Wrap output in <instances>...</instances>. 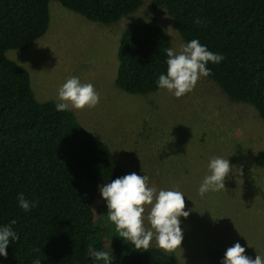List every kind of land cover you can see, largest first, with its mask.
I'll return each instance as SVG.
<instances>
[{
	"label": "trees",
	"instance_id": "1",
	"mask_svg": "<svg viewBox=\"0 0 264 264\" xmlns=\"http://www.w3.org/2000/svg\"><path fill=\"white\" fill-rule=\"evenodd\" d=\"M51 0H0V226L12 224L19 236L10 241L0 264H103L87 254L91 244L109 252L111 264H178L160 248L136 250L118 237L107 219L106 237L91 211L99 186L130 174L119 166L107 144L84 129L74 112L57 111V100L39 101L28 71L7 57L42 37L50 21ZM86 19L110 24L135 12L143 0H57ZM165 10L184 43L198 39L221 54L209 62L208 77L232 100L252 105L264 123V0H151ZM201 23L197 24L196 21ZM166 31L138 23L121 34L116 86L131 94L160 90L166 74ZM264 166V150L255 156ZM35 207L25 212L17 196ZM102 196V195H101ZM39 249V251H36ZM224 250L208 246L207 261L222 264Z\"/></svg>",
	"mask_w": 264,
	"mask_h": 264
},
{
	"label": "rangeland",
	"instance_id": "2",
	"mask_svg": "<svg viewBox=\"0 0 264 264\" xmlns=\"http://www.w3.org/2000/svg\"><path fill=\"white\" fill-rule=\"evenodd\" d=\"M49 13L42 37L6 55L28 71L39 101L57 100L59 87L73 76L94 85L99 103L71 109L80 125L107 144L119 166L147 175L149 186L184 194L190 214L179 218L182 244L168 254L178 264L203 263L208 246L239 242L247 256L264 257V166L255 163L264 150V123L256 109L230 99L208 76L181 98L162 89L142 95L116 86L118 44L127 27L153 23L166 31L172 48L185 44L172 18L151 0L110 24L90 21L57 0L49 2ZM213 157L228 159L232 171L224 190L200 196ZM91 211L104 240L109 221L101 195ZM152 246L157 247L154 240Z\"/></svg>",
	"mask_w": 264,
	"mask_h": 264
},
{
	"label": "clouds",
	"instance_id": "3",
	"mask_svg": "<svg viewBox=\"0 0 264 264\" xmlns=\"http://www.w3.org/2000/svg\"><path fill=\"white\" fill-rule=\"evenodd\" d=\"M197 24L201 21L197 20ZM166 74H160L156 81L157 87L167 90L176 98H181L194 90L201 77L212 74L207 67L209 62L220 63L224 57L209 51L206 45L198 39L181 44L179 50L166 48ZM100 101L99 93L91 83H81L78 77H70L58 89L56 110H81L93 108ZM209 173L204 177L198 193L204 196L209 191L225 189V179L232 171L228 159L213 157L208 164ZM147 175L131 172L120 176L109 183L99 186L102 198L107 204V216L114 223L118 237L130 241L136 250H148L152 241L158 248L167 253L180 248L183 240V230L180 217L187 218L190 214L185 211L184 194L178 190H157L148 184ZM19 206L29 211L37 202H29L23 193L17 196ZM145 213H147L145 215ZM147 221V225L145 224ZM10 224L0 226V255L7 256V246L10 241L18 240L19 236L12 230ZM39 251V249H36ZM246 249L236 242L224 253L222 264H264V257L257 254L255 259L247 256ZM87 254L103 264H111L113 260L107 251H100L91 244ZM33 264H41L39 258Z\"/></svg>",
	"mask_w": 264,
	"mask_h": 264
},
{
	"label": "crops",
	"instance_id": "4",
	"mask_svg": "<svg viewBox=\"0 0 264 264\" xmlns=\"http://www.w3.org/2000/svg\"><path fill=\"white\" fill-rule=\"evenodd\" d=\"M196 243H199L200 244V242H198V241H196ZM207 243V242H206ZM210 244V243H209ZM213 246H217V244H215V245H213ZM221 247V248H223V250H224V252L226 251V248H228V246H225V245H223V246H221V245H218L217 247ZM226 248H225V247ZM201 250H202V246H196V249H195V251H200L201 252ZM206 253H207V251H206ZM207 255V254H206Z\"/></svg>",
	"mask_w": 264,
	"mask_h": 264
}]
</instances>
